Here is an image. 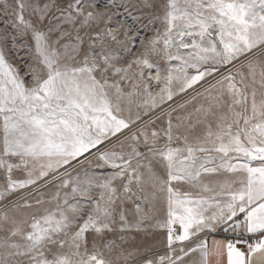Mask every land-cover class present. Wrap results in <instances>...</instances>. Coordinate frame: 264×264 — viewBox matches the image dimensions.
Wrapping results in <instances>:
<instances>
[{"label":"snow or ice","instance_id":"6c2138e0","mask_svg":"<svg viewBox=\"0 0 264 264\" xmlns=\"http://www.w3.org/2000/svg\"><path fill=\"white\" fill-rule=\"evenodd\" d=\"M0 264H264V0H0Z\"/></svg>","mask_w":264,"mask_h":264},{"label":"rangeland","instance_id":"374dc122","mask_svg":"<svg viewBox=\"0 0 264 264\" xmlns=\"http://www.w3.org/2000/svg\"><path fill=\"white\" fill-rule=\"evenodd\" d=\"M197 87H199V86H197ZM190 94H194V93H192V90H189V92H188V94H183V95H186L189 99H190ZM181 98L179 97V96H177V97H174V100H180ZM198 101L200 102V103H203L204 101H203V98L202 97H199L198 98ZM182 102V101H181ZM168 103H172L171 101L170 102H168ZM194 104H196V102H193V104H189L188 106H187V108L185 109V110H183V113L182 114H186L187 112H191L192 110H193V105ZM173 115H175V113L173 114Z\"/></svg>","mask_w":264,"mask_h":264}]
</instances>
